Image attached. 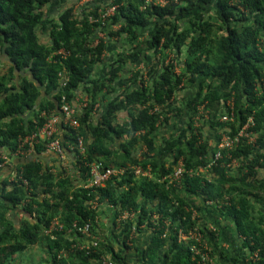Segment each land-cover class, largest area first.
<instances>
[{
    "label": "trees",
    "instance_id": "1",
    "mask_svg": "<svg viewBox=\"0 0 264 264\" xmlns=\"http://www.w3.org/2000/svg\"><path fill=\"white\" fill-rule=\"evenodd\" d=\"M52 1L0 0V159L5 151L13 157L21 135L43 125L50 113H60L62 94L73 102L83 90L89 93V102L77 114V127L58 125L64 156L70 157L72 167L55 170L22 156L16 166L5 167L7 174L0 171V264L42 236L49 264H101V255L113 264H193L191 240L179 238L180 231L199 228L190 209L192 195L205 205L214 199L221 203L229 195L219 211L231 219L247 253L257 251L259 258L249 264H264V209L256 206L264 204V179L257 176L264 168V0H164L163 4L95 0L80 15L74 6L66 7L57 20L44 15ZM101 4H114L116 9L104 22L92 20L106 9ZM110 22L119 24L110 34H126L132 40L150 29L148 46L159 56L149 67L147 80L142 72L131 80L122 77L121 54L91 77L107 47L103 39L94 43L96 31ZM40 27L48 29V43L41 41ZM61 48L69 53H57ZM172 61L181 63V73ZM65 73L68 80L63 84ZM185 78L198 83L186 104L191 110L205 102L233 100L235 120L212 119L216 131L227 126L235 133L249 116L253 118L251 128L258 133L254 145L242 138L231 150L242 163L236 175H228L221 159L208 169L212 178L187 172L180 182L170 183L179 159L188 170L206 168L219 138L217 132L212 146L191 117L176 136L157 143L160 115L167 117L155 108L168 107ZM172 107L181 113L180 106ZM97 109L100 114L95 119ZM120 112L127 115L124 121ZM139 141L147 148L140 156L135 151ZM44 149L43 144L35 147L36 152ZM161 152L163 160L157 158ZM95 161L104 168H128L102 186L87 187L90 164ZM128 165L149 173H135ZM75 173L80 178L75 179ZM96 196V207H91ZM99 204L112 213L108 222L112 241L97 234ZM125 211L134 216L119 220ZM55 217L63 228L46 233ZM74 220L89 223L99 237V245L90 252L73 246L89 240L72 228ZM141 231L147 234L139 244L136 233Z\"/></svg>",
    "mask_w": 264,
    "mask_h": 264
},
{
    "label": "rangeland",
    "instance_id": "2",
    "mask_svg": "<svg viewBox=\"0 0 264 264\" xmlns=\"http://www.w3.org/2000/svg\"><path fill=\"white\" fill-rule=\"evenodd\" d=\"M110 1V0H109ZM109 4V3H108ZM76 5V0H53L51 3L47 4L44 8L45 18L46 19H55L57 20L61 12L68 6ZM102 8L106 6L101 4ZM88 11V10H86ZM75 14H79L81 10L75 11ZM80 15V14H79ZM211 15V14H210ZM80 17V16H79ZM101 30L96 31L94 43L99 39H103L106 42L107 47H105L102 53V62H96L94 64V71L91 74V77H97L99 75L100 68L103 64H110L114 60L118 58L121 54L124 58V68L122 71V77H125L127 80H131L135 75L143 73V79H148V69L154 64L159 54L153 52L152 49L149 48L147 37L149 36L150 29L146 28L145 31L139 32V38L137 40H132L128 38L126 34H110L109 30L117 31L119 24L109 23ZM49 29V26H48ZM47 30H43L41 27L39 28L40 39L44 43H48L50 41L49 33ZM134 55V56H133ZM173 57L171 54L165 58V62H169L170 58ZM159 63V62H158ZM175 65V71L177 73H181L183 68L181 63L176 61H172ZM198 83L191 82L190 80L185 78L183 82V86L179 88L172 100L171 104L168 107H159L157 106L155 110H162V114L167 117V120L162 118L160 115V120L158 121V126L155 129L156 141H159L163 137H169L171 135L176 136L177 133L181 130V128L188 122L191 117H194V121L196 120V127L202 128V133L205 139L214 146L217 139L216 133H220L224 128L230 127H218L217 131L215 130V125L212 126L211 120L217 119L220 117L222 113L229 110L230 106L233 103V100L229 98L226 102L223 99L215 100L212 102H205L198 106L196 110H191L186 107L187 101L193 97L195 92L197 91ZM105 89L102 91L104 92ZM89 93H85L83 90H79L73 104L76 107L77 114H81L83 111L82 102L87 97L89 98ZM102 95H100L101 97ZM101 101V99H99ZM100 103V102H99ZM180 106L181 113H179L172 106ZM184 107V108H182ZM100 110V108H99ZM98 109L96 111H99ZM100 114H97V118ZM127 118L126 113L120 112L119 119L124 121ZM135 151L138 156L147 152V148L142 141H139L135 145ZM6 153V151L4 152ZM8 155V153H7ZM157 158L159 160H163L165 157L161 153L158 154ZM226 160V159H225ZM230 159L228 158L227 161ZM54 165L53 168L55 170L60 169L62 163L66 165V167H72L67 164L70 160L66 159L61 162L58 159L51 161ZM230 162V161H229ZM233 164H230L228 169V175H236L240 166L242 165L237 159L232 161ZM71 165V164H70ZM9 170L8 168H3V171ZM196 175H205L208 178L213 177V173L208 171L205 168L200 169H191ZM75 179H76V173ZM259 179H264V168H260L257 174ZM255 191V190H253ZM264 194V190L262 192ZM191 195V194H188ZM189 202L191 205V211L194 215V218L198 220V225L201 232L200 245L207 246V253L211 257L213 264H249L250 255L247 253V249L243 248L241 245L242 241L236 234V230L231 219L227 218L219 209L221 208V203L217 204H204L201 198L192 195L189 196ZM258 208L264 209V204L258 203L256 204ZM206 207V209H203ZM98 218H97V234L105 235L109 241H112L113 235L110 236V232L108 229V222L111 217L109 210H107V206L104 207V204H99L97 209ZM109 212V214L107 213ZM202 229V230H201ZM221 229V230H220ZM220 230V231H219ZM147 233L144 231L137 232L136 242L141 244L144 240ZM186 233L183 232V235ZM115 246L117 247V243L115 242ZM238 258V261L235 260ZM256 261V260H252ZM50 260L47 253L46 246V238L42 236L41 240L35 243L34 245H30L25 250L20 252L12 253L9 256V259L6 260V264H49ZM95 263V262H94ZM96 264V263H95Z\"/></svg>",
    "mask_w": 264,
    "mask_h": 264
},
{
    "label": "built area",
    "instance_id": "3",
    "mask_svg": "<svg viewBox=\"0 0 264 264\" xmlns=\"http://www.w3.org/2000/svg\"><path fill=\"white\" fill-rule=\"evenodd\" d=\"M95 0H76V5L74 7V11L81 10L84 6H87L88 4L92 3ZM146 2H158L160 4L165 3L164 0H146ZM116 9V5L111 4L107 5L106 9L101 11L100 17L97 19H92L97 21L98 19L104 20L112 15ZM99 21V20H98ZM57 53H61L62 55H66L69 53L68 50L61 48L57 51ZM63 84H66L68 80V75L65 73L63 76ZM264 85V83H263ZM61 104H60V113H50L47 115V119L44 122L43 125L37 126L35 129L31 130L29 133L25 135H21L18 139V146L16 148V151H14L13 155L17 157H22L29 153L30 151L35 150L36 145L43 144V146L49 150L54 152L57 156L65 157V150L62 145L61 138L57 135L58 125L60 123H64L65 125L71 126V127H77L79 125V119L77 117V111L76 107L73 104V102H70L65 94H62L61 98ZM89 102L88 97L83 100L82 106H87ZM98 104H96L97 106ZM95 111V110H94ZM46 115V112H43ZM221 122H229L235 120V113H234V106L233 103L230 106L229 110L225 111L220 115L218 118ZM196 124V120H195ZM254 124L253 118L249 116L247 118V121L239 127V129L235 133H231L230 128H224L223 131H220L219 138L216 140V150L211 157V159L208 161L207 166L205 169H211L213 165H217L221 159L222 166L228 167L230 164H233L232 161H235L236 159L241 162L239 158H235L231 154V150L234 147H237L240 143L242 138H246L247 142L250 144L255 143L257 134L251 127ZM79 145L81 146L83 144L82 138H79ZM256 150V149H255ZM253 149V151H255ZM230 159L227 161V159ZM226 159V160H225ZM7 165H12V157L8 156L7 153H3L0 159V171L6 167ZM130 168L134 169L135 173H143L148 174V170L141 169L140 167L136 165H128ZM127 165L124 166H110L105 167L103 166V163L100 161H95L90 164V176L89 181L87 183V187L89 186H102L105 184V182L113 177L115 174L124 173L127 170ZM190 168L189 170L185 168L184 161L182 159H179L177 164L174 167L173 172L170 174V183H173V181L180 182L181 178L183 177L184 173H194ZM195 174V173H194ZM229 195H226L223 200L225 202L228 201ZM96 200H98V197L96 196L92 202L91 207H96ZM207 204H216L215 199L214 200H207ZM134 213H130L125 211L121 216H119V220H124L128 217H133ZM192 218H194V215L192 214ZM63 228V223L57 218H53V220L50 223V226L48 229H46V233H52L54 230H61ZM72 228L77 230L82 235L86 236L89 240L88 242L83 243H74L73 246H77L79 249H85L87 252H90L94 248H96L99 245V237L91 231L90 224H79L76 220L72 222ZM185 235H183V231H180V239L184 240H191L190 249L192 252V258H193V264H213V261L211 257L208 255L207 246H201L200 245V238H201V232L197 226L190 228ZM250 258L252 260H257L258 253L257 251H254L252 254H250ZM100 263L101 264H113V261L108 258V256L101 255L100 257Z\"/></svg>",
    "mask_w": 264,
    "mask_h": 264
},
{
    "label": "crops",
    "instance_id": "4",
    "mask_svg": "<svg viewBox=\"0 0 264 264\" xmlns=\"http://www.w3.org/2000/svg\"><path fill=\"white\" fill-rule=\"evenodd\" d=\"M75 98L77 99V97L75 96ZM75 98L73 99V100H75ZM97 114H98V112L97 111H95L94 112V118L96 119L97 118ZM90 117H91V120H93L94 118H92V115H90ZM25 157H33V158H36V160H38V161H41L42 163H44V164H47V165H54L51 161L53 160V158H55V160L56 159H58L59 160V158H58V156L54 153V152H52V151H49V150H47L46 148L43 150V151H41V152H36L35 150H33V151H30L29 153H27L26 155H24ZM66 157H67V159L68 160H70V157L69 156H65L63 159H60L59 161H61V162H63L65 159H66ZM21 159H24L23 157H17V156H13L12 157V162H13V164H12V166L11 167H13L14 165L16 166V164H18L19 163V161L21 160ZM67 164L69 165V166H72V164H71V160H70V162H67ZM71 164V165H70ZM62 165L63 166H65L66 167V165H64V163H62ZM67 168V170H68V167H66ZM70 169V168H69ZM4 173H2L1 175H5V174H7L8 173V171H3ZM78 175V174H77ZM76 178H80L79 176L78 177H76ZM192 198V197H191Z\"/></svg>",
    "mask_w": 264,
    "mask_h": 264
}]
</instances>
